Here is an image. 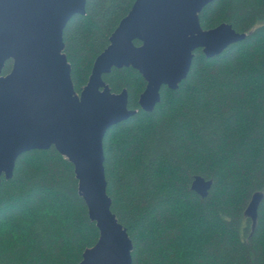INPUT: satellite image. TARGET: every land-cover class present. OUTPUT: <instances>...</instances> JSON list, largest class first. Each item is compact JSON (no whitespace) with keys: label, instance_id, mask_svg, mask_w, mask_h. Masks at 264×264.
Segmentation results:
<instances>
[{"label":"trees","instance_id":"16d2710c","mask_svg":"<svg viewBox=\"0 0 264 264\" xmlns=\"http://www.w3.org/2000/svg\"><path fill=\"white\" fill-rule=\"evenodd\" d=\"M134 2L87 0L67 23L77 92ZM199 16L205 29L227 22L248 35L214 57L197 49L187 78L163 86L152 112L139 104L147 83L137 69L104 76L137 109L104 137L107 191L133 264H264V196L254 230L245 215L264 194V0H214ZM197 174L214 180L205 198L191 188ZM98 238L72 162L55 147L21 154L0 185V264H78Z\"/></svg>","mask_w":264,"mask_h":264},{"label":"water","instance_id":"95a60500","mask_svg":"<svg viewBox=\"0 0 264 264\" xmlns=\"http://www.w3.org/2000/svg\"><path fill=\"white\" fill-rule=\"evenodd\" d=\"M213 1L135 0L77 92L64 29L73 16L86 14L87 0H0V185L30 150L55 147L72 162L79 193L99 229L96 244L78 264H133V240L107 191L104 137L137 109L129 106L128 90L113 92L104 76L114 67L137 69L147 83L139 104L152 112L163 86L177 89L187 78L197 49L214 57L247 37L227 22L203 28L199 15ZM8 60L11 71L3 74ZM213 183L197 174L191 188L205 198ZM263 196L255 192L245 210L253 230Z\"/></svg>","mask_w":264,"mask_h":264}]
</instances>
